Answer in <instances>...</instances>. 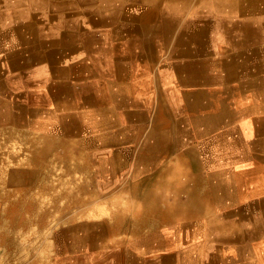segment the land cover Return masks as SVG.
I'll return each instance as SVG.
<instances>
[{
  "label": "bare ground",
  "instance_id": "6f19581e",
  "mask_svg": "<svg viewBox=\"0 0 264 264\" xmlns=\"http://www.w3.org/2000/svg\"><path fill=\"white\" fill-rule=\"evenodd\" d=\"M83 104L112 135L88 131ZM262 109L264 0H0V247L10 255L28 242L19 264H264ZM103 139L110 164L136 153L129 169L113 168V191L126 190L136 214L39 212L27 193L41 170L56 154L71 164L72 148L87 169L89 145L104 151ZM12 145L22 157L8 166Z\"/></svg>",
  "mask_w": 264,
  "mask_h": 264
},
{
  "label": "rangeland",
  "instance_id": "374dc122",
  "mask_svg": "<svg viewBox=\"0 0 264 264\" xmlns=\"http://www.w3.org/2000/svg\"><path fill=\"white\" fill-rule=\"evenodd\" d=\"M222 46H223V44H222ZM66 89H69V87ZM183 101L186 102V100H182V103H184ZM260 104H262V103H260ZM78 111L81 112L83 115L88 116V118L84 122V124H85L84 126L88 127V131L93 132V134L96 136V138L101 136L102 133H104V135L106 137H109V135L113 134L112 132H108V130L111 128H108L107 125L105 127L107 129L106 131L100 130L102 124L100 123V116H98V112L96 111L95 108H87L86 105L83 104V105H81L80 108H78ZM261 113H263V109H262ZM232 123L234 124L233 131H235L236 134H238V132L235 128L237 127L238 124H240L239 120H236ZM146 127L144 130L145 132H147ZM126 132H127L126 130H123L120 132L119 135L121 136V138L126 139L125 138V136H127ZM145 132H144V134H145ZM7 133L11 136L9 139H7V141L9 143L11 141V143L15 144V142L17 140L19 141V138H17L16 136H18L20 134L13 132L12 130L8 131ZM86 135L88 137L91 136V134L87 131L81 132L79 136H86ZM143 135H142V139H143ZM13 137H16V138H13ZM77 137L78 136H73V138H75L79 142L84 141V139H81L80 137L77 138ZM107 139L102 140L103 144H105L104 147H106L104 151H99V149L94 148L96 143H97V142L95 143V141H93V143H95V145L93 147L91 145H89L91 148L89 151H87V153L89 155V156H87V162H88L87 169H81L78 166V164L82 163V158H81L80 151H78L76 148H72L71 150H69V153L72 154V156H73L72 157L73 160L71 161V164L69 163L67 165H64V164L60 163L59 160L56 158L57 154L54 156V162H52V165L48 164V167L43 168L41 170L40 179H38V181H36L34 183L33 188H31V190H29L27 193L29 198H32L35 200L34 201L36 203L35 206L39 212L47 213L49 218H51V216H55V218H59L64 213H66L68 208H72L71 209L72 212L68 214L70 216L69 222H76V221L78 222V221L83 220V219L88 220V221H92V220L95 221V220H98L99 218H106V217L111 218V220L113 221L116 219V217L118 215L119 216H125L126 215L125 217L131 218L136 214L135 213L136 210L133 207V203L131 201H128L129 198L127 197L128 193L126 192V190L124 192L122 190V188H118L119 192L113 191L115 189V187H117L116 185L118 183L120 186L122 185V184H120L121 181H117L115 179V178H121V176H115V169H113V168H119L120 171L121 170L123 171V167H125V165H126L125 170L129 169L131 167V163L132 164L135 163V154L136 153H133V154L132 153H130V154L129 153L128 154L123 153V155L119 154V156H116V158H113L114 162L112 161V164H110V163H108V161L111 159L109 158L107 152H105V151L109 150V148L106 145L108 142ZM136 141L139 142L140 139L136 140ZM98 143L100 145L101 141H99ZM87 144H89V143H87ZM14 147H15V145H14ZM13 149L14 148L12 145V149H10V150H13ZM242 149H243V147L236 148V151L241 153ZM226 151H229V148L226 147ZM13 152H14L13 155H10L9 158L6 160V165H8V166H10L11 164L17 165L20 162V159L22 157V152L17 147H15V151L13 150ZM0 157H2V156L0 155ZM94 160H96L97 166L91 165V162H93ZM22 163H23V161H22ZM241 163L242 162H238V160H236L235 158H233L231 156L229 157V155H226V166H229L232 164L241 165ZM98 166H99V168H101L100 171H98L99 179L93 180V178H91L89 176L92 173H94L95 171H97ZM1 174H2V171H0V175ZM58 174H59V176H58ZM44 177H46V178H44ZM57 181H58V183H57ZM94 183L97 185L98 188L104 190V191H102V194H104V196L105 195L108 196V194H111L112 192L116 196L114 198H111V199H107L109 196L108 197L105 196L102 198L99 196V195H101V193L99 192L98 188H96V193H97L96 198L94 197L95 195L89 196L90 194L92 195V193H94L93 192L94 191V187H93ZM98 185H100V187ZM90 191H92V192H90ZM58 195H59V197H58ZM77 197H78V199H77ZM90 197H92V198L90 199ZM56 198H58V199H56ZM95 199L96 200L98 199V200L94 201ZM87 200H89V201H87ZM110 200L113 202H111ZM85 201H86V203H83ZM80 205L84 206L83 211H81V212L78 211V206H80ZM111 211H113V212H111ZM50 212H52V213H50ZM108 212H109V214H108ZM27 223H29V222H27ZM48 223L49 224L47 226H50V221ZM60 225H62V224L60 222H58V225H56L55 228L60 227ZM154 226H155V228H154ZM27 227L29 228V225ZM31 227L32 226H30V228ZM34 227L36 228V226H34ZM34 227H32L31 229H26V233H27L26 237L33 236V233L35 232V230H32V229ZM150 227L154 231V230H157V229L164 227V224L162 225L160 223V221H156L155 223L152 221V223L150 224ZM117 231H115V232H117ZM36 232L38 234V239H39L38 242H40L39 244L41 245V248L39 250H37L38 258L41 261L46 262L49 259L48 258L49 254H50L49 250H50L51 246L53 245V244H51V242L53 240L48 238L49 234H47L46 229L36 231ZM115 232L112 231L111 233H115ZM122 234L123 235L118 236V237L123 238L124 233H122ZM128 237L131 238V237H133V235H130ZM35 241H36V239H35ZM261 241H264V238H261ZM26 244H28V242L21 241L17 245V247H19V249L17 251H13L10 253L11 258L13 259V257H14V259H15L16 257H19V255L21 254L20 253L21 250L24 249L25 246H27ZM4 254L6 255V252L4 250H2V248H0V260L2 258H4V256H5ZM10 255H7V256H10ZM157 255H158V253L154 254V255L152 254V256H157ZM252 260H254V259L252 258Z\"/></svg>",
  "mask_w": 264,
  "mask_h": 264
},
{
  "label": "crops",
  "instance_id": "0c3cea01",
  "mask_svg": "<svg viewBox=\"0 0 264 264\" xmlns=\"http://www.w3.org/2000/svg\"><path fill=\"white\" fill-rule=\"evenodd\" d=\"M260 103H263V102H261V100H260ZM264 113V112H263ZM258 199V198H257ZM241 201H237V203H240ZM234 206H236V205H234ZM233 206V207H234ZM233 207H231V208H233ZM219 246H220V244H216V245H214V246H211V248H209V249H207L208 251H209V253L210 252H216L215 250H218L219 249ZM1 248V247H0ZM18 249V247L17 246H14V251L15 250H17ZM2 250H6V248H3ZM206 250V249H205ZM5 255V254H4ZM215 256H217V255H215ZM8 257V258H7ZM5 262V263H4ZM9 262H11V263H9ZM19 262L21 263V261H20V259L18 258V257H16L15 259H13L12 260V258H11V255L10 256H7V254L4 256V258H2L1 260H0V264H19Z\"/></svg>",
  "mask_w": 264,
  "mask_h": 264
}]
</instances>
